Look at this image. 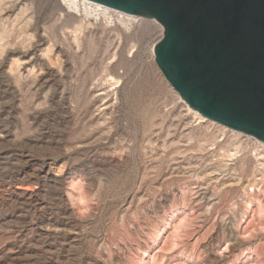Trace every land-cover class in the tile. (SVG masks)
Masks as SVG:
<instances>
[{
	"label": "rangeland",
	"instance_id": "obj_1",
	"mask_svg": "<svg viewBox=\"0 0 264 264\" xmlns=\"http://www.w3.org/2000/svg\"><path fill=\"white\" fill-rule=\"evenodd\" d=\"M164 31L0 0V264H264V143L182 99Z\"/></svg>",
	"mask_w": 264,
	"mask_h": 264
},
{
	"label": "water",
	"instance_id": "obj_2",
	"mask_svg": "<svg viewBox=\"0 0 264 264\" xmlns=\"http://www.w3.org/2000/svg\"><path fill=\"white\" fill-rule=\"evenodd\" d=\"M154 17L155 61L206 118L264 142V0H93Z\"/></svg>",
	"mask_w": 264,
	"mask_h": 264
},
{
	"label": "bare ground",
	"instance_id": "obj_3",
	"mask_svg": "<svg viewBox=\"0 0 264 264\" xmlns=\"http://www.w3.org/2000/svg\"><path fill=\"white\" fill-rule=\"evenodd\" d=\"M65 4H67V6H69V8H73L75 9L77 12L80 11H85L87 13H98V14H105L108 11H115L117 13H121V14H125L127 16H131V15H135V14H130V13H126L123 11H120L118 9L109 7L107 5H104L102 3L93 1V0H63ZM156 54H154L153 58L155 60ZM183 99V98H182ZM186 102V101H185ZM194 110V109H193ZM196 113H199L198 111L195 110ZM200 114V113H199ZM200 117H205L202 114H200ZM206 118V117H205ZM213 121V120H212ZM225 126V125H224ZM227 127V126H226ZM238 131V130H236ZM241 132V131H239ZM260 141V140H259ZM262 142V141H261ZM264 143V142H263Z\"/></svg>",
	"mask_w": 264,
	"mask_h": 264
}]
</instances>
